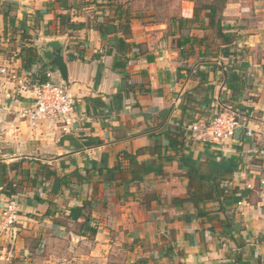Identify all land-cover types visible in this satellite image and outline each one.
<instances>
[{
  "label": "crops",
  "instance_id": "crops-1",
  "mask_svg": "<svg viewBox=\"0 0 264 264\" xmlns=\"http://www.w3.org/2000/svg\"><path fill=\"white\" fill-rule=\"evenodd\" d=\"M130 1L0 0L5 41L15 40V31L19 44L0 53V68L17 72L0 73V165L7 166L5 180L21 188L16 232L0 241L16 256L37 241L69 238L93 243L95 253L123 252L127 264H263L264 0H224L214 18L209 4L219 0H179L166 20L158 18L171 11L165 3ZM119 4L133 16L125 71L145 94L121 92L124 71L95 27L96 16L118 23ZM60 16L87 26L67 30ZM25 34L38 50V68L46 65L50 81L75 100L79 120L68 132L21 118L34 105L35 87L17 56ZM52 41L61 44L66 80L41 56ZM226 110L244 123L232 140L216 144L191 130ZM174 126L185 131L182 156L200 176L225 175L235 196L223 204L203 199L211 184L190 182L165 135ZM4 186L0 179V207ZM85 203L97 229L92 240L73 232Z\"/></svg>",
  "mask_w": 264,
  "mask_h": 264
},
{
  "label": "trees",
  "instance_id": "trees-1",
  "mask_svg": "<svg viewBox=\"0 0 264 264\" xmlns=\"http://www.w3.org/2000/svg\"><path fill=\"white\" fill-rule=\"evenodd\" d=\"M106 2L109 6L114 5L112 0H102ZM96 7H100L98 4V0H94L93 2ZM118 7L117 16L119 17V22L113 20L106 21L101 16H96L94 20L96 21V29L105 36L109 43V54H112L114 51L116 52V61L115 68L121 69L124 71L123 82L121 84V92L128 95L130 93H135L136 90L141 94L148 93L149 90L142 86H134L131 83L130 76L125 71L126 66L130 63V59L128 57L129 53L132 51L133 45L128 42L129 37L131 36V22L133 21V16L129 10L123 11V5ZM198 5V4H197ZM226 6V1L219 0V5L209 4V9L211 12L207 14L211 18H214L217 15V11L223 12ZM213 10H215V14H213ZM198 6H196L194 11L195 18L199 15ZM60 24L62 27L67 30L77 31L85 28L87 25L85 23H75L72 22L71 18L68 16H60ZM112 28V29H111ZM121 34V36H119ZM225 41H232L229 38H225ZM23 42L20 45V52L18 53V58L22 63V68L26 74V80L29 83H34L35 86H42L50 81L48 78V70L47 66L43 65L38 68L41 58L39 56L37 48L33 45L32 38L25 34L23 36ZM103 105V104H101ZM219 112L217 115H219ZM185 131L180 126L170 127L165 133L166 137L169 140V147L176 151V154L180 156V160L183 161L187 168V176L191 183L195 180L203 181L210 183V191L205 194L203 199L207 201L217 200L220 204H223L224 200L229 198L230 196H235L238 191L230 186H225L223 183L230 182L225 175H221L219 179H208L206 177L200 176L197 169L193 164L189 162V160L182 156L183 149L185 147V143L181 141V138L184 137ZM170 159V158H168ZM7 166L1 164L0 165V179L2 182H5V186L2 189V192L8 198L14 199L18 193H21V188L19 183H11L5 180ZM11 170H16V165L9 167ZM113 172V171H112ZM50 175L56 176V173L50 172ZM68 185L67 179L62 178V186L66 187ZM199 197L196 194L190 196V200L194 203L200 202ZM221 209V207H220ZM224 209V208H223ZM222 210V209H221ZM91 207L90 204L85 203L81 208V217L77 220L76 229L73 230L75 234L81 237H86L87 239H94L97 234V229L92 226L91 220Z\"/></svg>",
  "mask_w": 264,
  "mask_h": 264
},
{
  "label": "built area",
  "instance_id": "built-area-1",
  "mask_svg": "<svg viewBox=\"0 0 264 264\" xmlns=\"http://www.w3.org/2000/svg\"><path fill=\"white\" fill-rule=\"evenodd\" d=\"M2 75L17 77L16 70L9 71L8 68L0 69ZM51 78V73L47 74ZM26 81H23L25 83ZM34 105L20 112L21 118L27 121L31 126H37L41 122H49L68 132L78 122L79 118L75 109V100L69 95L68 91L59 84L47 82L42 86L33 88ZM244 127V123L238 116L231 111L221 112L216 115L207 124H195L191 130L200 134L204 138L221 144L232 140L237 131ZM248 135L252 136L251 130ZM264 158V152L262 153ZM260 185L264 187V175L260 176ZM249 188L252 186L249 185ZM19 211L15 199L8 198L0 207V236L13 238L16 232ZM264 264V260H263Z\"/></svg>",
  "mask_w": 264,
  "mask_h": 264
},
{
  "label": "rangeland",
  "instance_id": "rangeland-1",
  "mask_svg": "<svg viewBox=\"0 0 264 264\" xmlns=\"http://www.w3.org/2000/svg\"><path fill=\"white\" fill-rule=\"evenodd\" d=\"M133 1V0H132ZM130 1V2H132ZM149 1V0H148ZM155 5L156 1L160 4L170 8L169 11H164L158 14V18L166 20L176 10L179 0H151ZM150 2V1H149ZM2 8L0 7V11ZM12 31V30H10ZM15 32V31H14ZM12 32L10 40L6 42L8 37L5 33V26L3 19L0 18V53L10 52L11 49L18 47V40L16 32ZM16 41V42H15ZM1 67L0 69H2ZM10 77V76H9ZM1 242V241H0ZM2 243V244H1ZM0 243V264H127V255L123 252H117L111 250L106 253H95L94 245L91 242L70 240L69 238L55 239L49 244H44L40 241L35 242L32 251L28 254H19L16 256L13 251V245L8 242L7 239ZM13 253V254H12Z\"/></svg>",
  "mask_w": 264,
  "mask_h": 264
},
{
  "label": "water",
  "instance_id": "water-1",
  "mask_svg": "<svg viewBox=\"0 0 264 264\" xmlns=\"http://www.w3.org/2000/svg\"><path fill=\"white\" fill-rule=\"evenodd\" d=\"M46 64L55 67L63 80L67 79L68 71L62 55L61 44L58 41L48 42L41 54Z\"/></svg>",
  "mask_w": 264,
  "mask_h": 264
}]
</instances>
